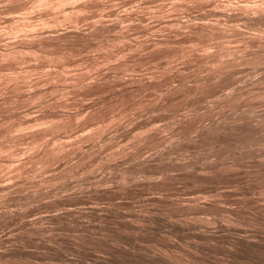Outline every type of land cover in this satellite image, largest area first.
Here are the masks:
<instances>
[{
    "label": "clouds",
    "instance_id": "clouds-1",
    "mask_svg": "<svg viewBox=\"0 0 264 264\" xmlns=\"http://www.w3.org/2000/svg\"><path fill=\"white\" fill-rule=\"evenodd\" d=\"M101 211L147 264L260 242L264 0H0V264Z\"/></svg>",
    "mask_w": 264,
    "mask_h": 264
},
{
    "label": "rangeland",
    "instance_id": "rangeland-1",
    "mask_svg": "<svg viewBox=\"0 0 264 264\" xmlns=\"http://www.w3.org/2000/svg\"><path fill=\"white\" fill-rule=\"evenodd\" d=\"M136 232L121 214L101 211L88 222L73 217L57 227L50 244L29 249L30 259L21 264H147L145 243L150 238ZM254 234L261 237L259 243L250 242L243 230L227 238L236 248L227 253V264H264V230ZM224 242L200 247L223 251Z\"/></svg>",
    "mask_w": 264,
    "mask_h": 264
},
{
    "label": "bare ground",
    "instance_id": "bare-ground-1",
    "mask_svg": "<svg viewBox=\"0 0 264 264\" xmlns=\"http://www.w3.org/2000/svg\"><path fill=\"white\" fill-rule=\"evenodd\" d=\"M248 245H250V246H251V245H253V244H248Z\"/></svg>",
    "mask_w": 264,
    "mask_h": 264
}]
</instances>
